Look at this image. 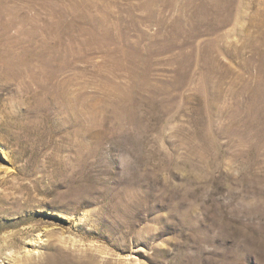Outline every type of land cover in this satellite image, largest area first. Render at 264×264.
<instances>
[{
    "label": "rangeland",
    "instance_id": "1",
    "mask_svg": "<svg viewBox=\"0 0 264 264\" xmlns=\"http://www.w3.org/2000/svg\"><path fill=\"white\" fill-rule=\"evenodd\" d=\"M0 264H264V0H0Z\"/></svg>",
    "mask_w": 264,
    "mask_h": 264
},
{
    "label": "bare ground",
    "instance_id": "2",
    "mask_svg": "<svg viewBox=\"0 0 264 264\" xmlns=\"http://www.w3.org/2000/svg\"><path fill=\"white\" fill-rule=\"evenodd\" d=\"M30 229H32V227H27L26 229H23L21 233H25L26 230H30Z\"/></svg>",
    "mask_w": 264,
    "mask_h": 264
}]
</instances>
